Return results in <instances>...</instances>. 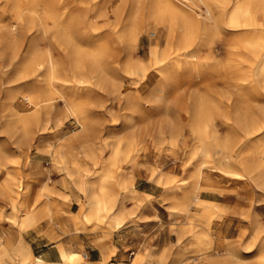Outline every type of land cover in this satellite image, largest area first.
Here are the masks:
<instances>
[{"label": "rangeland", "instance_id": "rangeland-1", "mask_svg": "<svg viewBox=\"0 0 264 264\" xmlns=\"http://www.w3.org/2000/svg\"><path fill=\"white\" fill-rule=\"evenodd\" d=\"M144 2L0 0V184L26 180L14 206L0 191V264L25 250L30 262L65 264L61 248L84 264H264L261 5L189 1L190 15L208 8L215 28L187 35L172 21L171 46L183 53L159 73L151 49L159 58L171 50L165 31L154 43L139 26L131 52L125 42ZM95 27L109 38L86 43ZM98 41L123 52L116 71L49 84L43 69L19 71L47 53L81 63ZM36 80L52 89L40 108L22 98L37 100Z\"/></svg>", "mask_w": 264, "mask_h": 264}, {"label": "bare ground", "instance_id": "bare-ground-1", "mask_svg": "<svg viewBox=\"0 0 264 264\" xmlns=\"http://www.w3.org/2000/svg\"><path fill=\"white\" fill-rule=\"evenodd\" d=\"M190 3H193L198 7V2L196 3L195 0H189ZM188 1V2H189ZM199 1V0H198ZM203 2H207L205 0H200ZM212 1V0H210ZM215 1V0H214ZM219 1V0H218ZM187 0H145L143 3L144 5V12L138 19H135V14L131 16V19L127 23L128 32L125 30L127 34V38L125 40L127 47L130 50L134 49L133 45L136 44V41L138 40V33L136 32L140 27H144L145 32L149 34L150 41H154V43H158L161 38V32L166 34V42L169 46V49H171L167 55L158 57L157 50L151 49L152 55H154V64H158V71L161 72L162 65H166L170 63L171 61H174V58L176 59L178 55L182 54L183 52L180 51L179 48L175 49L172 48L171 44L174 41L175 38V31H173L172 28V21L174 20H180V24L183 25L185 33L188 35V33H191L194 31H203V34H207L211 29L214 30V24L216 19L212 16V13L209 11V9H206L207 15L201 16L202 18H198L195 20L189 13L188 9H194L193 4H189ZM258 2L261 5V16L264 18V0H258ZM188 7H187V6ZM263 5V6H262ZM207 6V4H206ZM188 8V9H187ZM206 8V7H205ZM196 9V8H195ZM200 13V12H199ZM120 11L116 14L115 17V24L113 27L117 26L120 19ZM250 21H254V14L250 13ZM219 27V26H218ZM218 31V30H216ZM141 33V32H140ZM99 34V37H106L109 38V35H103L101 30H98L97 27L93 28L92 31H88L86 33V43H88V40L95 37V35ZM120 34H117L119 36ZM200 37H203L201 35ZM120 39L122 40V34L120 36ZM133 43V44H132ZM264 47V45H262ZM176 47V46H174ZM193 50L188 48L187 52H184V55H194L198 49ZM123 52L115 51L112 47L109 46L105 41H98L94 42L92 48H82L81 50V63L79 61L77 64L73 63L74 59L68 61L66 64H57L55 60L53 59L51 53H47L46 57L41 58V60L38 61H32L28 64L26 68H20V73H25V75H29L31 73H35V77H38V73L40 69H43V72L45 74V77L49 78L48 84L52 81H54V78L56 77H101L103 75L108 74L110 71H116L118 68V65H121V62L123 61ZM137 54V53H136ZM174 54V55H172ZM132 57V56H131ZM78 60V59H76ZM163 60V62H162ZM165 60V62H164ZM133 67H140L142 68V63L140 59H133L132 60ZM157 71V72H158ZM143 78V76H142ZM33 84V83H32ZM36 89L37 90V100L35 101L33 97L31 96V93L26 92L23 95L22 98L25 99V101L29 104H32L36 108L40 106V102L43 100L41 97L43 93L50 92L52 89L44 88L43 85L39 84V80H36ZM34 87V86H33ZM33 89V88H32ZM62 97V95H61ZM12 99V96H11ZM22 100V99H20ZM20 103V102H19ZM42 106V105H41ZM40 108V107H39ZM35 111V110H34ZM36 113V112H35ZM28 119L27 117H24L23 119V130L25 132V135L28 132L29 135V125L27 123ZM197 128V127H196ZM198 129V128H197ZM261 129V125L258 123L254 125L253 131ZM192 128V132H193ZM223 143V142H222ZM222 145V144H221ZM231 148V147H230ZM233 149V148H232ZM233 151V150H232ZM199 152H204L203 148L199 150ZM230 152V151H228ZM28 156V155H27ZM2 166H0V169ZM6 170V169H5ZM8 170H6L7 172ZM24 181V180H23ZM26 181V180H25ZM25 181L22 186H20V178H14L13 176L10 177V180L7 181L5 184H0V191L5 196L6 200L10 202L12 206L17 204L21 200V191L23 187L25 186ZM118 214L113 215L110 218V222H113L114 224L118 223ZM256 222L258 221L257 215L255 216ZM61 257L65 260V264H84L82 263V258L79 253L72 250H66L64 248H61L60 250ZM83 257H86V254ZM14 262H18L20 264H40V261L42 259L38 256H35V261L30 262V253L28 251H23L22 253L18 252L17 256H14L13 258ZM44 261V260H43ZM17 263V264H18ZM60 264V263H59Z\"/></svg>", "mask_w": 264, "mask_h": 264}, {"label": "crops", "instance_id": "crops-1", "mask_svg": "<svg viewBox=\"0 0 264 264\" xmlns=\"http://www.w3.org/2000/svg\"><path fill=\"white\" fill-rule=\"evenodd\" d=\"M125 209H126V211L124 212V218H125V221H127L129 218H131V215H130V213L128 212V207H127V205L125 206ZM50 248H55V247H53L52 245H51V247ZM40 257H43V254L42 253H40V254H38ZM46 259H48V258H46ZM50 261H55V260H53V259H49Z\"/></svg>", "mask_w": 264, "mask_h": 264}]
</instances>
